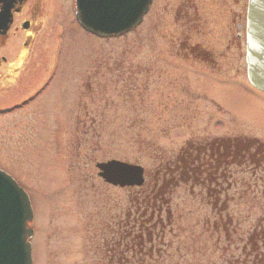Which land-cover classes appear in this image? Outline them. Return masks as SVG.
Returning a JSON list of instances; mask_svg holds the SVG:
<instances>
[{
  "label": "rangeland",
  "instance_id": "374dc122",
  "mask_svg": "<svg viewBox=\"0 0 264 264\" xmlns=\"http://www.w3.org/2000/svg\"><path fill=\"white\" fill-rule=\"evenodd\" d=\"M245 2L154 0L136 29L98 38L74 0H43L28 47L24 33L9 40L7 68L20 73L17 85L7 74L0 109L22 104L0 114V169L31 198L33 264H264L260 238L248 240L264 227V92L247 79L244 42L227 49ZM186 39L214 48L217 65ZM221 136L259 160L231 166L228 190L208 197L181 154ZM111 159L143 166L160 200L132 206L139 188L98 175Z\"/></svg>",
  "mask_w": 264,
  "mask_h": 264
},
{
  "label": "water",
  "instance_id": "95a60500",
  "mask_svg": "<svg viewBox=\"0 0 264 264\" xmlns=\"http://www.w3.org/2000/svg\"><path fill=\"white\" fill-rule=\"evenodd\" d=\"M152 0H76V17L88 31L104 37L136 27ZM247 75L250 83L264 91V0H249L247 13ZM99 176L119 187L144 184V168L112 159L97 163ZM33 210L28 194L0 169V264H32L28 223Z\"/></svg>",
  "mask_w": 264,
  "mask_h": 264
},
{
  "label": "flooded vegetation",
  "instance_id": "af4514ba",
  "mask_svg": "<svg viewBox=\"0 0 264 264\" xmlns=\"http://www.w3.org/2000/svg\"><path fill=\"white\" fill-rule=\"evenodd\" d=\"M42 2L43 0H0V103L3 102V100H8L6 99V96H4L6 94L5 81L7 74L9 75L7 79L10 82L13 79V75H15L11 83H16L15 85H17V75L18 73H20L19 66V68H7V65H9V57L5 53L6 46L8 45L9 40L12 37H20L22 33H24L27 39L23 43V46L24 48L28 47L29 41L32 40L39 31L38 18L42 11ZM247 4L248 0H246L244 5L246 14ZM246 14L244 17V25L243 23H238L236 25L235 36L232 40L229 41L230 44L227 46V49H230L231 44L237 43L239 45V48L242 50L240 45H242V42H244L245 52ZM183 16H186V14ZM187 42L188 41L186 39L184 42L185 47L182 49H185V51H190V53H197L194 55L195 57L202 59V61H200L202 63H208L211 66L217 65V60H215L213 57V55L217 54L214 48H212V50L211 48L206 49V47L201 43L191 45L187 44ZM10 98L11 96L9 97V99ZM13 103V106H10L6 109H0V113L11 112L13 109L17 110L16 108L21 106V104H18L16 101H14ZM3 104L5 105V102H3ZM203 147V149L195 148L194 150V160L191 165V172L189 176L190 180L193 182V186L199 185L201 183L205 185L204 196H222L224 192L228 190L222 188V183H224L226 179H228V174H230L231 156L229 145L216 143L211 145H204ZM243 150L245 149L243 148ZM244 152L246 151L242 152V160H248L249 158V160L251 161V158H247V153ZM202 155H204L203 158ZM182 159V161H185V157H183ZM181 162H178L177 165L180 170H183L184 168Z\"/></svg>",
  "mask_w": 264,
  "mask_h": 264
},
{
  "label": "trees",
  "instance_id": "16d2710c",
  "mask_svg": "<svg viewBox=\"0 0 264 264\" xmlns=\"http://www.w3.org/2000/svg\"><path fill=\"white\" fill-rule=\"evenodd\" d=\"M237 147H239V146L234 145V144H231L229 146V151H230V156H231V159H230V164L231 165L230 166L244 164V163L246 164V162H248V160H242V156H243L242 152L246 151L244 153H247V158H248L250 156V152H249L250 149L245 147L244 148L245 150H243V149L238 150V149H236ZM184 154H185V159H186V165H187V162H188V165H187V167L185 169H187V172H188L187 174L190 176L191 165H192V162L194 160V156H193V153L191 152L190 159H189V157H187L188 153L186 154L185 151H184ZM235 156H237V157L240 156L241 160H239V161L237 159L235 160ZM188 166H190V167H188ZM176 171H177V173L179 175V168L176 169ZM153 179H155V178H152V179L150 178V180H153ZM159 189H160V186H159V183L157 181L149 189L145 188L143 186L139 187V191L136 192V197L134 199L132 198V200H131L132 206H134L135 208L137 207V209H139V211H140V209H142V210L148 209L150 207V203H152V202L154 203V202H157V201L160 200L161 196H160V192H158ZM140 190H143V192L140 191ZM150 199L153 200V201H151ZM218 207L219 206L216 203L213 204V209L214 210L217 211L219 209ZM217 213L219 215V211ZM228 223L231 224L233 222H232L231 219H229ZM255 229L258 230V231H256L248 240L251 241V243H252V241L255 240L254 235H256V237L260 238L261 246L264 247V227H262V226H261V228H259V227L256 228L255 227ZM121 234H122V236H124V239L126 238L125 236L129 235V233L127 234L125 232H121ZM262 259H263V257L259 256V258L257 260L258 264L262 263V261H261Z\"/></svg>",
  "mask_w": 264,
  "mask_h": 264
}]
</instances>
